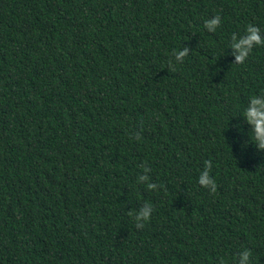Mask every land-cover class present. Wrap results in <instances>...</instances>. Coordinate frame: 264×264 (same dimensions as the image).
I'll return each instance as SVG.
<instances>
[{"label": "trees", "instance_id": "1", "mask_svg": "<svg viewBox=\"0 0 264 264\" xmlns=\"http://www.w3.org/2000/svg\"><path fill=\"white\" fill-rule=\"evenodd\" d=\"M249 23L264 36V0H0V264H218L241 246L264 264V150L242 116L264 45L242 64L230 47Z\"/></svg>", "mask_w": 264, "mask_h": 264}, {"label": "clouds", "instance_id": "2", "mask_svg": "<svg viewBox=\"0 0 264 264\" xmlns=\"http://www.w3.org/2000/svg\"><path fill=\"white\" fill-rule=\"evenodd\" d=\"M221 24V17L213 15L204 20L203 27L209 32H215ZM264 45V36H262L261 29L254 24H247L242 33H232L230 47L234 57V64L244 63L251 54L254 46ZM187 48L178 50L176 52V59L181 60L186 56ZM244 121L250 126V140L255 144L258 150H264V90L259 94H250L248 97L247 107L242 113ZM210 164L206 161L204 170L200 172L198 183L202 187L215 191V181L210 177ZM141 180L146 177L142 176ZM149 188L153 185L149 184ZM135 219L147 222L151 216V207L146 205L139 212L134 213ZM138 226H142L138 224ZM252 252L250 249L241 246L240 250L231 257H218V264H251Z\"/></svg>", "mask_w": 264, "mask_h": 264}]
</instances>
